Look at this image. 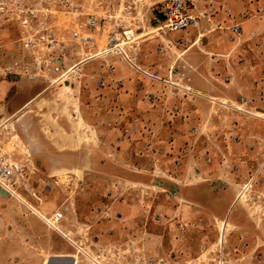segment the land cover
Returning <instances> with one entry per match:
<instances>
[{
  "label": "crops",
  "instance_id": "crops-1",
  "mask_svg": "<svg viewBox=\"0 0 264 264\" xmlns=\"http://www.w3.org/2000/svg\"><path fill=\"white\" fill-rule=\"evenodd\" d=\"M205 5L213 6L216 11L210 17L211 24L202 21L197 30L183 37L186 49L176 60L182 59L204 38L212 39V45L227 49L232 43L227 30L231 25L240 26L241 37L245 31H251V37L258 36L255 19L264 13V0H199V8L204 9ZM6 55L12 58L16 54ZM198 59L179 61L177 66L181 72H173L169 84L137 75L117 63L115 78L124 81V88L118 94L108 90L95 98L97 93L93 91L88 94L87 110L74 105L67 114L51 115L56 125L36 129L43 136H39L38 146H28L34 170L43 174L45 182L52 183L61 180L56 174L68 173L70 191H65L64 208L75 221L76 245L87 241L102 248L125 246L124 254L133 250L134 240L139 237L136 229L141 234L149 218L156 223L166 221L169 229L191 223L201 228L212 224L216 231L226 221L223 223L225 236L227 227H233L237 245H245L246 252L251 250L253 237L256 235L258 239L257 230L264 232V218L260 226L252 216L254 206L260 207L264 214L263 196L253 197L252 204L236 201L240 183L247 173L254 171V160L264 151V122L235 111L233 106H239L235 97H220H227L231 104L216 101V106L208 105L201 93L200 79L191 81L186 73L198 68ZM142 67L158 70L157 66L147 63ZM254 70L253 65L246 69L250 78L255 76ZM260 75L259 72L253 81ZM230 80L231 83L233 79ZM54 90L60 92L61 88ZM170 90L172 95L165 98ZM32 95L29 90L28 97ZM148 95L152 96V102L146 100ZM12 99L18 100L16 95ZM172 109L175 112L169 114ZM28 114L26 111L17 115L10 110L5 119L16 116L18 120L10 121L7 127L15 125L19 134L23 133L21 127ZM79 120L84 130L78 129ZM210 120L214 124L205 129ZM191 128L196 131V137L190 141L198 156L189 153L180 166H175L174 155L189 140ZM230 136L237 140L230 141ZM217 187L221 188L212 190ZM97 208L109 217L97 216L94 213ZM116 214L123 224L114 217ZM97 222V239L90 238L88 230ZM261 242L264 244V240Z\"/></svg>",
  "mask_w": 264,
  "mask_h": 264
},
{
  "label": "rangeland",
  "instance_id": "rangeland-1",
  "mask_svg": "<svg viewBox=\"0 0 264 264\" xmlns=\"http://www.w3.org/2000/svg\"><path fill=\"white\" fill-rule=\"evenodd\" d=\"M160 1L162 0H137L131 15L123 18L124 21L133 23L134 26L141 28V65L147 63L149 66H157L156 69H158L159 76L163 80H170L168 78V68L170 66L173 67L175 65L174 72L178 73L181 72V67L177 66L179 61L191 62V60L198 57V68L193 69L189 73L186 71V73L191 81L200 79L202 92H199L203 94V99L208 105L216 106V102L211 103L208 98H216L217 102L231 104L227 101V97H235L239 100L244 95L252 96L253 80L263 68L264 13L262 12L260 17L255 19L257 37H251V31H245V35H242L243 37L240 36L239 40L233 41L229 45L230 47L227 46L225 50L212 45V39L204 38L203 42L198 43L192 49L195 51L190 50L182 59L180 58L181 60H176V57L183 49H186V46L173 48V53L176 56L172 59V62L157 57L154 53L156 46L161 42L166 43L167 41H171L174 44L177 38L185 37L192 30L180 34H165L159 31L157 29L159 24L156 23L153 14L158 7L157 3ZM114 6L116 10L118 2L115 1ZM132 17H136V19H131ZM241 57L243 58L242 60L240 59ZM7 58V55L5 57L0 56V66L5 60L9 59ZM96 65L95 63L88 66L89 68L91 66L94 68ZM249 65L255 67L253 71L254 79L250 78L246 72ZM226 76H229L233 81L231 83V80L224 82ZM1 81L3 83H0V126L5 122L10 110L16 113L24 104L31 100L33 101L27 108L17 114L20 115L29 111L28 115L30 116L21 127L23 133L19 134L18 129L12 124L8 127L0 128L2 149L11 155L19 168H23L22 174L24 175V179L19 182L21 187L18 191L19 197L24 202L14 198L0 197V264H45L47 257L53 259L57 255L75 254V249L70 244L75 240L73 236V224H75V221L71 219L64 208L65 191H70V183L66 179L68 173H65V175L56 174V177L61 180L56 183L51 182L52 189L45 190L43 188L45 184L44 176L39 170H34V159L31 152H29L28 146L39 145L38 138L43 135L35 132L38 127H47L50 124L56 125L55 121H52L51 115L67 114L75 108L74 105L80 107V110H87L90 105L87 101L88 94L94 91L96 79L90 75L84 86L81 85L75 88L73 92L65 88H62L60 92L54 89L44 91V84L38 82L30 83L25 79L5 80L0 77ZM29 90L33 92L32 97H28ZM167 92L165 98L170 97L173 93L172 90ZM40 93H42L41 97L36 98ZM15 95L18 100L12 99ZM224 95L227 96L226 99H220ZM10 106H12V109H9ZM260 109L264 110V105H261ZM209 113L213 115V112ZM262 116L264 117V115ZM17 120L16 116L10 118L12 122ZM213 124L212 120L207 125L204 123L206 125L205 129ZM77 127L81 130L85 128L81 120L78 121ZM58 131L65 135L61 129H58ZM196 150L195 147L194 150L192 148V151H190L191 153L193 152L192 155L194 157L198 156ZM196 171L199 173V170ZM262 184H257L252 193L246 199H243L244 204H252L253 197L256 199L258 195L264 198V186H261ZM220 188H212V190L218 191ZM255 202L254 200V204ZM34 211L39 215H49L55 211L62 212L65 218L60 225L62 235L47 228ZM252 216L261 226L264 214L260 207L256 208L254 206ZM97 223L88 230L90 238L95 237L97 239L99 229V223ZM144 226L145 228L142 229L141 234L139 229H136L139 237L136 238V241L134 240L132 247L135 252L140 253L145 258L169 259L172 264H264V244L261 242V239L264 240V232L262 229L257 230L259 237L258 239H256V235L253 237L254 241L251 243V250L249 249L246 252L243 244L237 245V240L234 236L235 229L228 226L226 244L224 245V250L220 252L216 241L218 234L212 224L201 228L198 224L187 223L186 226H182L179 229L175 227L169 229L166 221L156 223L149 218ZM218 226L219 228L221 226L219 222ZM153 236L155 237L153 238ZM92 244H95L93 245L94 247H100L96 243ZM124 248L126 247L117 245L115 247H107V249H110L109 258L111 257L112 259L110 260L111 264L125 263L122 257L117 259V256H115L117 253L121 255ZM235 258H241L242 260L235 262L233 261ZM77 260V264H86L80 257Z\"/></svg>",
  "mask_w": 264,
  "mask_h": 264
},
{
  "label": "built area",
  "instance_id": "built-area-1",
  "mask_svg": "<svg viewBox=\"0 0 264 264\" xmlns=\"http://www.w3.org/2000/svg\"><path fill=\"white\" fill-rule=\"evenodd\" d=\"M115 1L118 2L116 10ZM136 2L137 0H0V56L5 57L9 52L16 54L2 63L0 77L5 80L40 82L45 85L44 91H47L60 88L73 90L84 86L91 75L96 79L94 91L97 93L95 98H98L105 91L118 94L124 88V81L115 78L117 63H120L137 75L169 84V79L163 80L157 70L150 71L141 65V28L123 19L131 15ZM157 4L153 16L159 24L157 29L165 34L197 30L202 21L211 24L210 17L216 13L211 5L199 8V0H162ZM225 12L230 16L228 11ZM227 30L231 42L240 39L239 25H231ZM183 45L185 41L183 37H179L174 44L171 41L161 42L154 53L159 58L172 61L176 56L173 48ZM181 55L182 52L176 58ZM95 63L96 67L89 68L88 65ZM262 64L260 78L254 81L252 96H241L239 106H233L235 111L253 117L257 114L264 115V110L260 109L264 105V60ZM174 70L172 66L168 68V78ZM229 81L230 77L226 76L224 82ZM146 100L152 102V96L148 95ZM174 112L175 109H172L169 114ZM260 120L264 122V117ZM232 123L235 124V121ZM195 136L196 131L191 128L189 140L174 155L175 166H180L182 159L191 153L190 140ZM236 140L237 137L230 136V141ZM254 162L256 167L240 183L236 201L246 199L257 184L264 182V151L257 155ZM22 173L23 168H19L0 144V197L20 201L17 197L20 196L19 182L24 179ZM44 183L45 190L52 189L50 181ZM94 213L109 217L108 214L102 215L99 208ZM39 217L47 228L62 235L60 225L65 220L62 212L55 211ZM114 217L124 223L120 215L116 214ZM156 220H159L158 217ZM217 233V246L221 252L226 244L223 223ZM70 244L75 249V254L86 264H111L110 249L94 247L95 244L87 241L80 245H76L74 241ZM120 257L125 260L124 264H172L169 259L145 258L134 250L122 253L117 259Z\"/></svg>",
  "mask_w": 264,
  "mask_h": 264
},
{
  "label": "bare ground",
  "instance_id": "bare-ground-1",
  "mask_svg": "<svg viewBox=\"0 0 264 264\" xmlns=\"http://www.w3.org/2000/svg\"><path fill=\"white\" fill-rule=\"evenodd\" d=\"M159 30V29H158ZM68 89V88H67ZM186 90L188 91H192L190 88H186ZM42 94H39L38 96H36V98H40ZM35 98V99H36ZM210 100L212 102H216L217 100L214 98H210ZM33 100L27 102L26 104H24L19 110L16 111L17 114H19L23 109L27 108ZM223 105V104H222ZM255 117L257 118H263L262 115L257 114ZM10 119H6L5 122L3 124H1L0 128H5L8 124H9ZM20 201L24 202L19 196L17 197ZM37 215H39L36 211H34ZM226 222V221H224ZM223 222V223H224ZM77 255L76 254H67V255H57L55 257H53V259H50L49 257H47L45 264H77L78 260H77Z\"/></svg>",
  "mask_w": 264,
  "mask_h": 264
},
{
  "label": "water",
  "instance_id": "water-1",
  "mask_svg": "<svg viewBox=\"0 0 264 264\" xmlns=\"http://www.w3.org/2000/svg\"><path fill=\"white\" fill-rule=\"evenodd\" d=\"M160 18H162V17H160ZM4 196H6L4 193H2Z\"/></svg>",
  "mask_w": 264,
  "mask_h": 264
}]
</instances>
